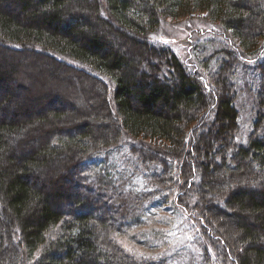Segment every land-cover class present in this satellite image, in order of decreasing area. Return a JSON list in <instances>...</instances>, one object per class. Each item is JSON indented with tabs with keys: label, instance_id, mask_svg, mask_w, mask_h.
I'll return each instance as SVG.
<instances>
[{
	"label": "trees",
	"instance_id": "16d2710c",
	"mask_svg": "<svg viewBox=\"0 0 264 264\" xmlns=\"http://www.w3.org/2000/svg\"><path fill=\"white\" fill-rule=\"evenodd\" d=\"M197 11L214 28L193 43V70L155 35ZM3 49L59 54L100 88H85L88 109L60 91L3 89L21 62L1 61L0 264H171L118 237L165 242L144 227L179 210L192 180L191 264H264V0H0ZM25 128L40 145L17 141Z\"/></svg>",
	"mask_w": 264,
	"mask_h": 264
},
{
	"label": "rangeland",
	"instance_id": "374dc122",
	"mask_svg": "<svg viewBox=\"0 0 264 264\" xmlns=\"http://www.w3.org/2000/svg\"><path fill=\"white\" fill-rule=\"evenodd\" d=\"M204 12L197 11L192 16L185 15L181 17H169L165 19L160 26V31L156 33L155 37L157 36V39L165 40L167 39L170 43V45L174 48V50L177 52V54L180 56V58L189 65L190 68L194 66L193 70H197V65L193 62L194 58L192 56V51L190 47L193 45V43L201 38L204 34H206V31L209 29H213L211 25H209V21L205 20L203 17ZM191 45V46H190ZM190 46V47H189ZM23 55V54H22ZM54 56V57H53ZM23 58V59H22ZM48 58H52L54 63L52 64L51 61ZM22 59V60H21ZM2 60H5L6 62H10L12 64H17V60L21 62L19 66H15L16 70L12 73V75H15L17 78L16 83L18 85L11 86V83H7V81H2L3 89L6 87H10L11 89L18 90L22 86L25 88H29L32 90L31 95H39L41 91H45L52 94L58 93L56 91H60L63 98L67 101H71L72 103H77V106L79 104V101L83 100V106L85 109H88V107L92 104V96L91 94L87 93L86 89L88 86L91 89H94V91H99V85L94 83V80L90 78V75H85L87 77L84 78L79 74L78 72H74L68 68H66L65 64H70V61L62 59V57H59V54L56 55V53H51L49 57H42L40 54L32 55V54H25L24 56L18 55L16 53H8L5 49L0 50V63ZM60 61L64 62L62 67ZM69 66V65H68ZM81 68H84L85 66L79 65ZM86 69V68H85ZM87 70V69H86ZM249 72L244 70V67L239 69V75L238 78L240 79L239 85L241 87V78H244L245 80L249 76ZM93 76H97L98 78H103L104 83L107 87V96L109 99V103L113 106L112 97L110 94V87L111 82L107 78L102 77L100 74L95 73ZM100 76V77H99ZM13 78V77H12ZM91 79V80H90ZM204 79V78H203ZM205 80V79H204ZM93 82V83H92ZM239 90V87H238ZM28 93L27 91H23L20 95H26ZM29 95V94H28ZM51 96V95H50ZM66 96V97H65ZM239 101H243L241 99V92L239 94ZM0 100H3V90L0 92ZM9 105V104H8ZM17 104L12 103L9 108V114L10 117H12V113L16 110L19 111V107H17ZM17 107V108H16ZM81 107V106H80ZM65 110V107H64ZM3 111V109H2ZM7 113V111H5ZM0 114L4 116V112H1ZM81 117L80 115L76 117L74 120L77 121ZM69 122V119L67 120H60L57 121V124H64ZM246 125L247 122H244ZM49 124L44 125V129L49 128ZM194 129V128H193ZM31 129H24L23 132H20L16 137L18 140L25 139V141H21L22 144L28 143V145L36 146L37 144H41V140L37 142V139L34 135L33 137L30 136ZM23 134V135H21ZM23 136V137H22ZM142 136H139L140 140H144L141 138ZM190 144V143H189ZM21 145V144H20ZM120 152L124 153L127 152L126 148H122ZM185 152V151H184ZM192 153L189 151L187 154L189 160H191L190 156ZM186 156V157H187ZM179 168V166H178ZM39 175V173H37ZM214 174V173H213ZM42 175V172L40 173ZM191 177V176H190ZM189 177V178H190ZM219 177L218 175L214 177L217 179ZM41 179V177H39ZM136 181V180H134ZM193 186H190V193H185L184 191L180 192V196L177 198L180 199L178 202L179 210L178 209H169L167 208H161L160 210H157L155 216V223H151L150 225H146L144 229H163L165 237L163 238V241L165 242H159L156 247H148L141 244L135 243L131 239H126L125 237H118V242L128 251L129 253L133 254L134 256H142V255H153L155 253H159L163 250V252L169 257V261L171 264H191L195 261V259L191 258L192 254L197 255V245L195 243L190 242L189 236L191 233V230L194 228V221L199 223V221L195 218L196 216L191 214V209L194 208L193 205L187 204V207L182 204V198L184 200H196V185L194 184V181L192 180ZM142 187L141 180H137V186H134V189H140ZM184 192V196H181ZM182 199V200H181ZM233 210V209H232ZM172 211V212H170ZM155 213V211H154ZM194 213V212H193ZM154 216V217H155ZM159 223H166V224H159ZM2 224V223H1ZM166 230V231H165ZM21 249V248H20ZM27 257V256H26ZM27 262L24 264H30L32 263V259H26Z\"/></svg>",
	"mask_w": 264,
	"mask_h": 264
},
{
	"label": "bare ground",
	"instance_id": "6f19581e",
	"mask_svg": "<svg viewBox=\"0 0 264 264\" xmlns=\"http://www.w3.org/2000/svg\"><path fill=\"white\" fill-rule=\"evenodd\" d=\"M164 21V20H163ZM162 23V22H161ZM157 37V36H156ZM161 42H163V43H165V44H167V45H169V46H171L169 43V41L167 40V39H165V40H161V39H159ZM7 43V42H6ZM7 44H9V43H7ZM191 46V45H190ZM189 46V47H190ZM172 47V46H171ZM174 49V48H173ZM190 49H192V46L190 47ZM51 54V53H50ZM111 82V81H110ZM112 89H113V84L111 83V87H110V94H111V97H112ZM108 91V90H107Z\"/></svg>",
	"mask_w": 264,
	"mask_h": 264
}]
</instances>
